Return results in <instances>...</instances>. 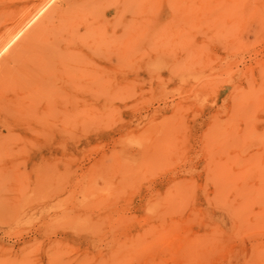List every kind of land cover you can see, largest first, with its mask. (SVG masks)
Wrapping results in <instances>:
<instances>
[{
	"label": "rangeland",
	"instance_id": "1",
	"mask_svg": "<svg viewBox=\"0 0 264 264\" xmlns=\"http://www.w3.org/2000/svg\"><path fill=\"white\" fill-rule=\"evenodd\" d=\"M38 1L0 0V34ZM170 15L145 38L125 32L130 28L121 21L117 29L98 26L61 64L54 83L30 93L18 88L7 101L0 116V264H121L113 248L148 227L149 202L177 201L184 192L189 202L177 212L205 209L211 227L216 221L233 234L232 218L213 202L215 168L242 139L243 117L236 114L234 134L226 122L232 108L264 96V0H197L195 7L174 5ZM43 19L0 60L6 97L13 91L1 87L41 57L38 40L25 41ZM114 32L117 87H104L102 101L87 100L72 78L86 80L79 73L88 56ZM135 45L143 50L133 52ZM255 117L264 119L263 103ZM205 221L192 222L191 230L203 234ZM261 226L222 241L211 264H252L253 244L262 243L264 254Z\"/></svg>",
	"mask_w": 264,
	"mask_h": 264
},
{
	"label": "bare ground",
	"instance_id": "2",
	"mask_svg": "<svg viewBox=\"0 0 264 264\" xmlns=\"http://www.w3.org/2000/svg\"><path fill=\"white\" fill-rule=\"evenodd\" d=\"M181 3L195 7L197 0H39L18 11L11 26L0 34V60L7 56L11 48L22 42L32 26L45 17L37 24L32 36L25 41L32 44L38 40L37 50L39 49L41 57L37 63H27L20 67L19 75L14 76L7 86L1 87L11 89L13 96L6 97L0 93V116L9 111L7 101L14 99L16 89L24 88L30 93L41 89V86L54 83L58 68H61V64H69L71 57L78 52V42L88 32L107 23L117 29V21H121L124 26L130 28L125 32L136 29L138 36L140 34L143 38L149 37L160 32L162 23L171 17L174 5ZM130 48L135 53L143 50L141 45ZM93 52L88 56L84 71L79 73L80 77L83 74L87 75L86 80L83 82L79 77L72 79L84 98L99 102L104 98V87L112 91L117 87V32L105 42L103 48H95ZM107 54H112L113 62L106 66L101 65L99 59ZM249 70L247 67L246 73H250ZM69 82L74 86L71 78ZM245 97L249 102V95L246 94ZM70 99L71 96L66 92L60 110L65 121L71 112L66 104ZM261 103L264 104V96ZM261 103L256 100L242 102L240 107L232 108L234 111L230 113L226 122L234 134L236 120H240L236 114L243 117L242 139H239L236 146L228 152V158L225 159L227 162L215 168L219 178L214 181L213 202L232 218L233 234L230 235L227 229L216 221L211 227L210 221H207L210 220L209 213L205 209L193 208L186 215L177 212L178 207L189 202L190 196L185 197L186 192L184 196L179 194L177 201L167 198L157 202L156 198H153L149 202L148 212L151 213H148L150 219L148 227L118 244L117 248H113L120 256L121 264H211L210 253L222 248L228 237L238 235L243 228L251 227L250 229L257 230L262 227L264 119L255 117ZM75 110L78 114L81 109ZM45 130L48 137L52 136L53 125H46ZM196 220H206L204 222L206 230L203 234L191 230V223ZM222 241L224 244H220ZM261 244L260 242L253 244L255 250L250 254L252 264H264ZM177 246L176 251L170 252L167 259L163 258V252L167 248Z\"/></svg>",
	"mask_w": 264,
	"mask_h": 264
}]
</instances>
